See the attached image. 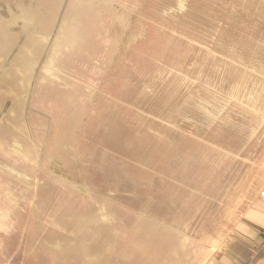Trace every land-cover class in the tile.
<instances>
[{
	"label": "rangeland",
	"instance_id": "1",
	"mask_svg": "<svg viewBox=\"0 0 264 264\" xmlns=\"http://www.w3.org/2000/svg\"><path fill=\"white\" fill-rule=\"evenodd\" d=\"M263 162L264 0H0V264H190Z\"/></svg>",
	"mask_w": 264,
	"mask_h": 264
},
{
	"label": "crops",
	"instance_id": "2",
	"mask_svg": "<svg viewBox=\"0 0 264 264\" xmlns=\"http://www.w3.org/2000/svg\"><path fill=\"white\" fill-rule=\"evenodd\" d=\"M261 170V187L234 224L232 236L202 259L192 256L190 264H264V162Z\"/></svg>",
	"mask_w": 264,
	"mask_h": 264
},
{
	"label": "built area",
	"instance_id": "3",
	"mask_svg": "<svg viewBox=\"0 0 264 264\" xmlns=\"http://www.w3.org/2000/svg\"><path fill=\"white\" fill-rule=\"evenodd\" d=\"M261 196L264 198V193H262Z\"/></svg>",
	"mask_w": 264,
	"mask_h": 264
}]
</instances>
